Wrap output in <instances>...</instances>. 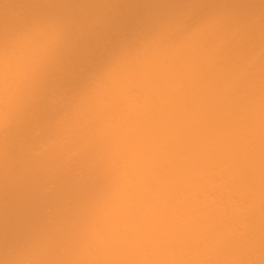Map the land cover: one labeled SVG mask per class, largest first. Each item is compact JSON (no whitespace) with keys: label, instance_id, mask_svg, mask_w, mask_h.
Masks as SVG:
<instances>
[{"label":"bare ground","instance_id":"obj_1","mask_svg":"<svg viewBox=\"0 0 264 264\" xmlns=\"http://www.w3.org/2000/svg\"><path fill=\"white\" fill-rule=\"evenodd\" d=\"M97 53L68 104L35 69ZM264 264V0H0V264Z\"/></svg>","mask_w":264,"mask_h":264},{"label":"snow or ice","instance_id":"obj_2","mask_svg":"<svg viewBox=\"0 0 264 264\" xmlns=\"http://www.w3.org/2000/svg\"><path fill=\"white\" fill-rule=\"evenodd\" d=\"M97 53L88 52L81 44L70 45L62 52L49 49L46 58L37 66L34 79L37 81L35 104L37 114L48 115L44 110V93L54 90L62 94L70 104L82 84L92 74ZM8 264H57V262L15 261Z\"/></svg>","mask_w":264,"mask_h":264}]
</instances>
